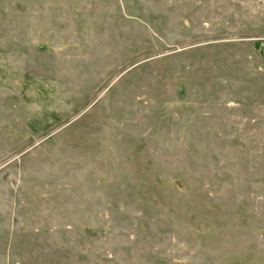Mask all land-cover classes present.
<instances>
[{"label": "rangeland", "instance_id": "374dc122", "mask_svg": "<svg viewBox=\"0 0 264 264\" xmlns=\"http://www.w3.org/2000/svg\"><path fill=\"white\" fill-rule=\"evenodd\" d=\"M264 0H0V264H264Z\"/></svg>", "mask_w": 264, "mask_h": 264}, {"label": "built area", "instance_id": "2783aa9c", "mask_svg": "<svg viewBox=\"0 0 264 264\" xmlns=\"http://www.w3.org/2000/svg\"><path fill=\"white\" fill-rule=\"evenodd\" d=\"M261 50L264 53V43L262 44V49Z\"/></svg>", "mask_w": 264, "mask_h": 264}]
</instances>
